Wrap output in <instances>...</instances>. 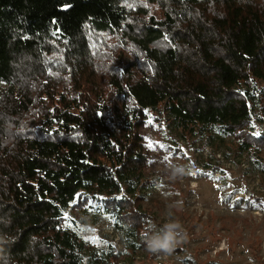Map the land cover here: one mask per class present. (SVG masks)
<instances>
[{
    "label": "trees",
    "instance_id": "trees-1",
    "mask_svg": "<svg viewBox=\"0 0 264 264\" xmlns=\"http://www.w3.org/2000/svg\"><path fill=\"white\" fill-rule=\"evenodd\" d=\"M154 111L174 140L262 165L264 0H0V264L178 253L158 232L188 234L144 206ZM93 205L124 251L73 225Z\"/></svg>",
    "mask_w": 264,
    "mask_h": 264
},
{
    "label": "rangeland",
    "instance_id": "rangeland-1",
    "mask_svg": "<svg viewBox=\"0 0 264 264\" xmlns=\"http://www.w3.org/2000/svg\"><path fill=\"white\" fill-rule=\"evenodd\" d=\"M256 105L261 109L260 100ZM255 120L264 129V120ZM167 124L162 112L154 111L141 128L149 154L146 176L159 182L146 194L144 206L190 239L173 241L158 232L163 246L181 250L153 257L139 249L132 264H264V151L262 165L249 154L228 158L224 147L216 151L205 140H174ZM97 206L85 215L71 211L73 225L86 239L124 251L113 217Z\"/></svg>",
    "mask_w": 264,
    "mask_h": 264
}]
</instances>
